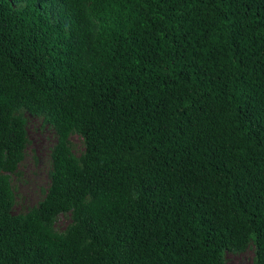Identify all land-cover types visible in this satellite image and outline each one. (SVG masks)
<instances>
[{
    "label": "trees",
    "instance_id": "16d2710c",
    "mask_svg": "<svg viewBox=\"0 0 264 264\" xmlns=\"http://www.w3.org/2000/svg\"><path fill=\"white\" fill-rule=\"evenodd\" d=\"M21 109L58 138L44 199L14 214ZM251 244L264 264V0H0V264H226Z\"/></svg>",
    "mask_w": 264,
    "mask_h": 264
},
{
    "label": "rangeland",
    "instance_id": "374dc122",
    "mask_svg": "<svg viewBox=\"0 0 264 264\" xmlns=\"http://www.w3.org/2000/svg\"><path fill=\"white\" fill-rule=\"evenodd\" d=\"M14 4L19 7V4ZM20 112L27 119L29 142L18 172L12 174L16 192V203L12 209L14 214L26 213L44 199L51 184L52 152L58 138L55 127L46 122L43 115L32 114L27 109ZM70 141L73 152L81 155L85 150L83 137L79 133H72ZM71 223V213H61L56 218L55 227L63 231ZM255 256L254 244L244 250L225 253L226 264H254Z\"/></svg>",
    "mask_w": 264,
    "mask_h": 264
}]
</instances>
